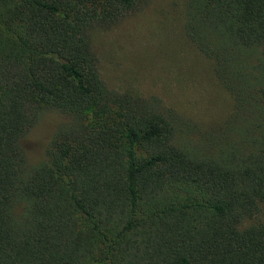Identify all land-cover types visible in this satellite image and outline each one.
Instances as JSON below:
<instances>
[{"label":"trees","instance_id":"1","mask_svg":"<svg viewBox=\"0 0 264 264\" xmlns=\"http://www.w3.org/2000/svg\"><path fill=\"white\" fill-rule=\"evenodd\" d=\"M140 0H0V264H264V0H184L231 97L200 130L108 88L89 30ZM63 115L45 158L20 139ZM195 132V137H190Z\"/></svg>","mask_w":264,"mask_h":264},{"label":"rangeland","instance_id":"2","mask_svg":"<svg viewBox=\"0 0 264 264\" xmlns=\"http://www.w3.org/2000/svg\"><path fill=\"white\" fill-rule=\"evenodd\" d=\"M183 11L184 0H140L115 22L91 28V49L108 88L156 97L203 130L221 122L232 101L214 78L211 61L187 39ZM62 120V114L43 110L22 136L29 165L45 158ZM254 220L264 221V204L242 226Z\"/></svg>","mask_w":264,"mask_h":264}]
</instances>
